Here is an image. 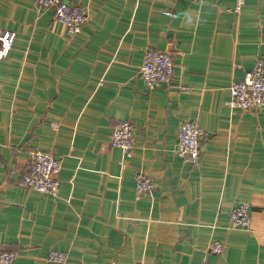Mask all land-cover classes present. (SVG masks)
<instances>
[{
    "label": "crops",
    "instance_id": "0c3cea01",
    "mask_svg": "<svg viewBox=\"0 0 264 264\" xmlns=\"http://www.w3.org/2000/svg\"><path fill=\"white\" fill-rule=\"evenodd\" d=\"M70 1L88 12L73 36L36 0H0V33L16 32L0 60V249L14 264H264V106L227 103L264 57V0L239 13L234 0ZM147 48L174 62L155 88L139 72ZM188 119L197 163L176 151ZM123 121L129 155L110 143ZM36 150L61 162L56 196L19 181ZM139 169L151 191H136ZM242 200L248 227L230 219Z\"/></svg>",
    "mask_w": 264,
    "mask_h": 264
},
{
    "label": "built area",
    "instance_id": "2783aa9c",
    "mask_svg": "<svg viewBox=\"0 0 264 264\" xmlns=\"http://www.w3.org/2000/svg\"><path fill=\"white\" fill-rule=\"evenodd\" d=\"M246 0H234L232 10L239 13ZM39 11L51 10L56 21L61 22L68 33L73 36L80 32L82 24L88 17L87 10L70 0H36ZM16 39L14 30H4L0 33V60L8 55ZM139 72L149 88H155L163 82H168L174 72L172 56L167 51L147 48L144 51ZM233 107L242 110H257L264 106V57H257L251 70L244 77L233 80L230 86V98L227 100ZM134 124L131 121L118 123L112 130L110 143L122 148L128 155L134 148ZM203 131L197 120L188 119L181 123L178 130L176 151L187 161L197 163L201 150ZM61 162L50 152L36 150L31 154L27 168L20 174L21 185L33 188L51 196L58 194L60 184ZM135 188L138 193L151 191L155 187L153 177L144 169L136 171ZM251 202L240 201L231 211V222L238 227L250 225ZM212 252L222 251L223 243L214 240L210 244ZM18 252L14 249H0V264H14ZM51 261L64 262L67 254L52 249L48 254ZM203 264H208L204 262Z\"/></svg>",
    "mask_w": 264,
    "mask_h": 264
}]
</instances>
